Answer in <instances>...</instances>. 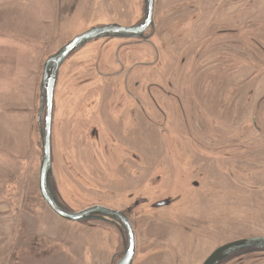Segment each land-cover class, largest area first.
Listing matches in <instances>:
<instances>
[{
  "label": "flooded vegetation",
  "instance_id": "flooded-vegetation-1",
  "mask_svg": "<svg viewBox=\"0 0 264 264\" xmlns=\"http://www.w3.org/2000/svg\"><path fill=\"white\" fill-rule=\"evenodd\" d=\"M115 1L90 29H141L58 73L44 132L58 202L97 210L73 223L106 237V264L130 236L131 264H264V0ZM37 114L43 152L46 102Z\"/></svg>",
  "mask_w": 264,
  "mask_h": 264
},
{
  "label": "rangeland",
  "instance_id": "rangeland-1",
  "mask_svg": "<svg viewBox=\"0 0 264 264\" xmlns=\"http://www.w3.org/2000/svg\"><path fill=\"white\" fill-rule=\"evenodd\" d=\"M112 9L115 0H0V264H106V237L62 219L42 199L43 152L33 129L40 132L44 60Z\"/></svg>",
  "mask_w": 264,
  "mask_h": 264
},
{
  "label": "water",
  "instance_id": "water-1",
  "mask_svg": "<svg viewBox=\"0 0 264 264\" xmlns=\"http://www.w3.org/2000/svg\"><path fill=\"white\" fill-rule=\"evenodd\" d=\"M148 8V17L149 19L152 18L153 14V3L152 1L149 2ZM141 28H127V27H120L117 25H109L106 27L100 28H91L76 37H74L71 41H69L65 46L59 49L54 55L46 58L42 64L41 69V85L39 88L40 92V112L43 111L45 106L48 111V119L46 130L42 131L43 136V154L40 161V169H39V191L41 194L42 199L48 205V207L59 217L71 221V222H79L83 219L87 218L83 214L88 211L80 212V213H73L67 211L57 200L52 186L50 182V171H51V148L49 144V139L46 138V133L49 132L50 124L49 119L51 118V108L54 104L55 99V91H56V84H57V77L59 71L65 65L67 58L78 48L84 46L91 40L95 38H100L108 35H123L128 36ZM34 133L33 138L34 142H39L40 134L37 133L36 128L34 126ZM38 140V141H37ZM97 210L92 209L89 212H96ZM112 211L108 212L107 215L119 217L118 214ZM120 218V217H119ZM260 244H264V238H259L257 240ZM229 247L222 249V251L227 250ZM135 253V240L131 238L129 241V249L125 258L119 264H131L133 256ZM209 264V263H208Z\"/></svg>",
  "mask_w": 264,
  "mask_h": 264
}]
</instances>
